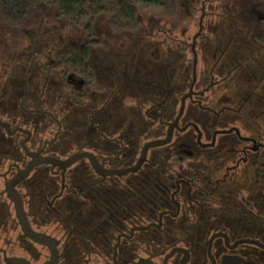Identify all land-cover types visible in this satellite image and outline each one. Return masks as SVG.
<instances>
[{
    "label": "flooded vegetation",
    "instance_id": "1",
    "mask_svg": "<svg viewBox=\"0 0 264 264\" xmlns=\"http://www.w3.org/2000/svg\"><path fill=\"white\" fill-rule=\"evenodd\" d=\"M238 28L224 26L221 38L208 37L199 43L202 37L207 38L200 27L192 43L181 42L160 50L154 59L149 57L147 47L136 46L129 49L127 57L119 54L118 58L104 59L99 74L88 47L92 80L58 59L64 66L62 82L71 70L67 81L73 90L68 93L61 90L62 83L60 90L55 89L56 71L42 68L40 60L30 58L25 49L12 57V65H8L12 76L0 93V121L9 124H0V152L12 160L7 172L0 173L5 188L28 163L23 165L24 155L31 159L24 140L30 151L44 156L67 159L88 151L96 155L105 170L133 166L147 142L167 137L183 97L190 94L170 142L150 148L136 172L101 175L88 158L65 172L51 164L32 171L49 166L51 177L59 178L58 191L49 196L41 189L37 197L43 206L56 210L57 202L71 190L72 173L82 180L88 173L96 175L104 190L128 182L151 165L159 164L163 169L158 173L172 204L152 217L128 213L112 231L105 252L61 250L63 235L59 238V264L63 259L66 264H92L94 256L105 257L101 264H264V247L245 241L236 245L249 238L264 244V231L249 236L239 228L215 225L204 206L211 205L217 193H247V184L255 183L264 170V58L259 57L261 45L249 42L248 31ZM32 50L36 55L37 49ZM24 83L33 84L31 105H26L31 96L24 90ZM71 94L84 109L74 112L71 122L65 118L67 123L63 125L56 113L64 115L68 111L73 104L69 101ZM88 95L96 97L94 103H84ZM46 121L55 122L57 130L53 138L42 140L39 137L47 130V125L42 127ZM37 179L38 187L44 184ZM0 195H7L5 189ZM96 212L87 210L86 215L94 217ZM27 214L32 227L41 231ZM22 236L31 240L23 231ZM75 256H79L76 261Z\"/></svg>",
    "mask_w": 264,
    "mask_h": 264
},
{
    "label": "rangeland",
    "instance_id": "2",
    "mask_svg": "<svg viewBox=\"0 0 264 264\" xmlns=\"http://www.w3.org/2000/svg\"><path fill=\"white\" fill-rule=\"evenodd\" d=\"M136 7L137 22L129 26L110 12L101 13L93 20L84 19L80 24H75L62 16L57 6L46 0L35 2L31 10L25 13L24 18L11 16L17 22L16 24L15 22L7 23L0 11V93L9 82L8 78L12 76L9 69L12 65V57L17 53L20 54L24 49L25 54L29 53L30 58L40 60L42 68L47 71L48 68L54 69L56 71L55 89L60 90L59 85L62 83L61 90L68 93L73 90V85L67 81L71 70L65 73L62 82L60 75L63 73L64 66L58 63L59 53L66 47L75 48L87 44L91 52V62L96 73L99 74L101 73L99 64L104 59L118 58L119 54L127 57L129 49H134L136 46L147 47L149 57L154 59L160 50L171 49L181 42L192 43L194 36L200 30L201 23L203 35L207 38L202 37L199 43L207 41L208 37L212 40L216 36L221 38L223 35L221 28L224 26L236 29L238 28L236 26H239L238 30L248 31L249 36L257 35L261 31V22L264 19V0H173L162 7L146 6L141 3H137ZM88 23L92 26L91 34L85 28ZM32 49H37L36 55L31 54ZM187 56L193 57L191 53ZM24 75H26L25 71ZM24 85L26 90V83ZM27 90L31 97L26 100V105H31L34 101L32 100L33 84L28 83ZM71 95L69 101L73 104L69 106L68 111H65L64 115L60 112L56 113L63 125L67 123L65 118H69L71 122L75 118H73L74 112L79 113L84 109L81 108L80 102L73 98V94ZM88 97L84 99V103L95 102L96 97L90 98L89 95ZM126 102L129 105L132 103L129 99ZM89 106H86L87 109ZM2 115L0 114V118ZM43 123L42 127L47 125V130L43 131L39 138L42 140L53 138L57 124L47 121ZM30 125L33 126V124ZM30 125L27 124L29 127ZM28 161L29 158L24 155L23 165ZM11 164L12 160L7 159L0 152V173L7 172ZM36 178L40 179V182H47L45 174L35 170L29 179L19 186L30 220L35 228L63 239V226L49 218L42 210L44 206L37 198L40 190L39 184L35 181ZM4 189L5 179L0 178V192ZM5 256L26 257L33 264H42L49 259L50 252L49 248L35 244L22 236L13 202L7 195H0V264H5ZM104 260L105 257L94 256L91 258V263L101 264ZM61 264H66V260L63 259Z\"/></svg>",
    "mask_w": 264,
    "mask_h": 264
},
{
    "label": "trees",
    "instance_id": "3",
    "mask_svg": "<svg viewBox=\"0 0 264 264\" xmlns=\"http://www.w3.org/2000/svg\"><path fill=\"white\" fill-rule=\"evenodd\" d=\"M37 1L40 0H0L2 18L7 23L15 22L16 24L17 22L11 16L24 18L25 13L29 12ZM46 1L57 6L60 14L75 24H80L84 19L93 20L101 13L110 12L129 26L137 22V3L162 7L173 0ZM85 28L91 34V23L85 25ZM248 41L261 45L259 57L264 58V19L261 22V31L257 35H248ZM88 59L87 44L75 48L66 47L59 53L61 64L92 80ZM36 170L44 173L47 179L39 190L42 189L43 192L48 193L47 195L52 196L58 191L56 188L58 183L56 178L51 177L50 167L42 166ZM162 170L159 164L151 165L144 168L142 174L132 176L128 182L112 184V186H106L104 190L96 175L88 173L82 180L72 173L71 190L57 202V209L50 208L48 205H44L42 209L49 218L63 226L65 236L62 243L63 250L88 252L90 249L92 253L101 250L105 252L111 243L112 231L120 225V220L127 217L128 213H137L138 217H152L165 205L172 204L161 182L159 173ZM246 187L247 196L238 193H217L215 201H212L211 205L204 206L209 217L215 221V225L230 226L232 230L239 228L241 233L249 236L260 235L264 231V170L255 183L247 184ZM87 210L97 211V216L86 215ZM77 259L79 256L74 257L75 261Z\"/></svg>",
    "mask_w": 264,
    "mask_h": 264
},
{
    "label": "water",
    "instance_id": "4",
    "mask_svg": "<svg viewBox=\"0 0 264 264\" xmlns=\"http://www.w3.org/2000/svg\"><path fill=\"white\" fill-rule=\"evenodd\" d=\"M206 2V1H204ZM204 2H203V9H204ZM204 15V13H203ZM202 27V23H201ZM26 89H27V83H26ZM190 96V94L185 95L182 99V105L180 108V112L175 120L174 123L170 125V130L165 139H156L153 141L147 142L143 150L141 152V155L137 162L129 167V168H124V169H115V170H105L102 164L98 161L96 155H94L92 152L88 151H82V152H77L72 154L70 157L67 159H60L58 157L54 156H44L40 152H34L30 151L29 148L26 146V141L24 140L23 146L25 149V152L28 156L31 157V159L28 161L26 166L24 168H21L18 170V172L6 183V188L5 192L7 193L9 199L14 203V209L16 213V217L18 219V222L21 226V229L23 233L29 237L32 241L47 246L50 250V258L45 261L43 264H59V259H60V252H59V245H60V240L48 233L38 231L34 229L29 221L27 211L25 209V204L23 197L18 190V185L27 179L32 171L39 165L42 164H51L53 166H57L61 168L64 172L67 170L68 167L72 166L76 162H78L81 159L88 158L91 165L93 166L94 170L101 175H110V174H117V175H125L128 174L129 172H136L138 171L142 164L145 162L148 150L152 147H157L164 145L172 139V133H173V128L177 126V123L180 119V117L183 114L184 108H185V103L187 97ZM1 125L9 126V124L0 121ZM25 132L29 133V131L24 130ZM147 227H139V229H144ZM251 242V243H257L264 247V244L260 243L258 240H253V239H242L236 243V245L240 242ZM5 264H33L29 259L25 257H19V256H8L5 258Z\"/></svg>",
    "mask_w": 264,
    "mask_h": 264
}]
</instances>
